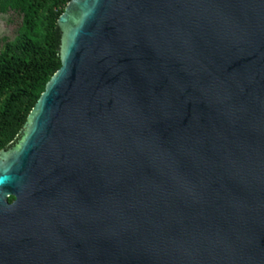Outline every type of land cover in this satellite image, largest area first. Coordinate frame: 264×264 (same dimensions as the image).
<instances>
[{
  "label": "water",
  "instance_id": "1",
  "mask_svg": "<svg viewBox=\"0 0 264 264\" xmlns=\"http://www.w3.org/2000/svg\"><path fill=\"white\" fill-rule=\"evenodd\" d=\"M58 28L0 152V264H264V0H71Z\"/></svg>",
  "mask_w": 264,
  "mask_h": 264
},
{
  "label": "trees",
  "instance_id": "2",
  "mask_svg": "<svg viewBox=\"0 0 264 264\" xmlns=\"http://www.w3.org/2000/svg\"><path fill=\"white\" fill-rule=\"evenodd\" d=\"M70 1L0 0V12L12 11L21 18L13 40L0 38V152L17 143L32 109L61 68L58 20Z\"/></svg>",
  "mask_w": 264,
  "mask_h": 264
},
{
  "label": "rangeland",
  "instance_id": "3",
  "mask_svg": "<svg viewBox=\"0 0 264 264\" xmlns=\"http://www.w3.org/2000/svg\"><path fill=\"white\" fill-rule=\"evenodd\" d=\"M20 22L21 18L17 13L12 11L0 12V38L13 40Z\"/></svg>",
  "mask_w": 264,
  "mask_h": 264
}]
</instances>
